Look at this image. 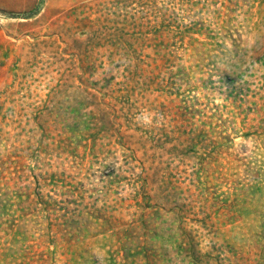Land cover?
Masks as SVG:
<instances>
[{
    "label": "rangeland",
    "instance_id": "374dc122",
    "mask_svg": "<svg viewBox=\"0 0 264 264\" xmlns=\"http://www.w3.org/2000/svg\"><path fill=\"white\" fill-rule=\"evenodd\" d=\"M0 264H264V0H0Z\"/></svg>",
    "mask_w": 264,
    "mask_h": 264
}]
</instances>
